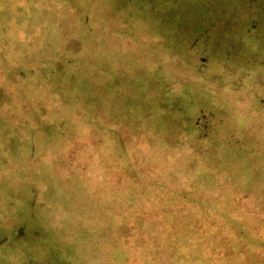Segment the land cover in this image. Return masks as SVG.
I'll return each mask as SVG.
<instances>
[{
    "label": "rangeland",
    "instance_id": "rangeland-1",
    "mask_svg": "<svg viewBox=\"0 0 264 264\" xmlns=\"http://www.w3.org/2000/svg\"><path fill=\"white\" fill-rule=\"evenodd\" d=\"M257 112L264 0H0V213L27 264H264ZM201 216L215 237L178 231Z\"/></svg>",
    "mask_w": 264,
    "mask_h": 264
},
{
    "label": "flooded vegetation",
    "instance_id": "flooded-vegetation-1",
    "mask_svg": "<svg viewBox=\"0 0 264 264\" xmlns=\"http://www.w3.org/2000/svg\"><path fill=\"white\" fill-rule=\"evenodd\" d=\"M139 27L142 29L143 33L145 34L144 35L145 37L142 39V42H139V40H129V41H135V43H137L138 45L145 41H149L150 43H153V45L158 44L159 41L156 38L150 37L155 33V31L153 30V28L149 23H146L145 21H141ZM154 35L157 37L159 36L157 33H155ZM257 118H260V120L255 121L258 122V127L264 126V122L262 120L264 119V116L257 112ZM212 174L213 176L219 175L218 171H215ZM229 175L236 176L237 174L231 173ZM6 223H8L6 222V217L4 216V214L0 213V230H3L5 228ZM4 234L6 236L0 238V264H27V258L26 256H24L19 245L20 240L17 237L18 234L12 230H10L9 232L6 230V228Z\"/></svg>",
    "mask_w": 264,
    "mask_h": 264
},
{
    "label": "trees",
    "instance_id": "trees-1",
    "mask_svg": "<svg viewBox=\"0 0 264 264\" xmlns=\"http://www.w3.org/2000/svg\"><path fill=\"white\" fill-rule=\"evenodd\" d=\"M233 203L236 204V202H233ZM238 205L240 204L238 203ZM262 213L264 214V212ZM194 220L195 221H193L192 224L186 225L178 229V231H181L184 236H186L190 240H193L194 242L197 241V239H200L201 236H203L204 238L215 237V235H213L209 229L213 226L215 227V230H213V233L215 231L217 232L220 231V228L222 229V226L219 225L220 224L219 222H214L208 216L206 217L201 216ZM207 224L209 227H207ZM207 244L208 246H210V243H207Z\"/></svg>",
    "mask_w": 264,
    "mask_h": 264
}]
</instances>
